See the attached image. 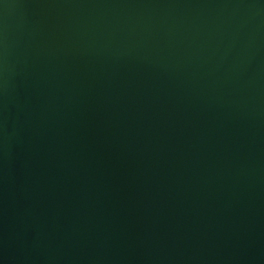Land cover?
I'll list each match as a JSON object with an SVG mask.
<instances>
[{
    "label": "water",
    "instance_id": "water-1",
    "mask_svg": "<svg viewBox=\"0 0 264 264\" xmlns=\"http://www.w3.org/2000/svg\"><path fill=\"white\" fill-rule=\"evenodd\" d=\"M0 264H264V0H0Z\"/></svg>",
    "mask_w": 264,
    "mask_h": 264
}]
</instances>
